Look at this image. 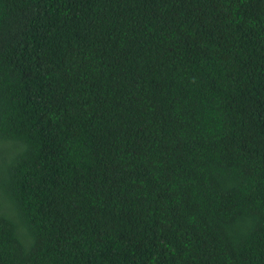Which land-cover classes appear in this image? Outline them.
<instances>
[{"label":"trees","instance_id":"trees-1","mask_svg":"<svg viewBox=\"0 0 264 264\" xmlns=\"http://www.w3.org/2000/svg\"><path fill=\"white\" fill-rule=\"evenodd\" d=\"M0 264H264V0H0Z\"/></svg>","mask_w":264,"mask_h":264}]
</instances>
